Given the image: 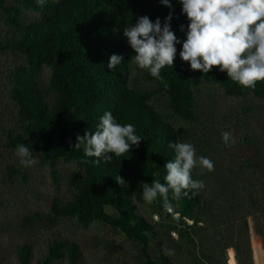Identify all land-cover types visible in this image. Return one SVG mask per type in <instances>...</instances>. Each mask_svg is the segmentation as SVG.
<instances>
[{"label": "trees", "instance_id": "trees-1", "mask_svg": "<svg viewBox=\"0 0 264 264\" xmlns=\"http://www.w3.org/2000/svg\"><path fill=\"white\" fill-rule=\"evenodd\" d=\"M6 1L2 6L4 24L11 32L1 41L0 51H10L18 59L7 71L0 89L10 100V111L17 128L7 130L2 143L13 150L23 143L39 151L44 158L43 165L49 166L54 179L62 160L75 162L79 169L69 180L70 187L75 191L71 200L59 203L54 199L47 216L44 212H28L19 220H12L3 214L2 234L17 231L30 235L38 227L59 217L73 219L84 228L103 223L135 240L145 264H173L171 251L166 255L163 249L167 245L160 242L166 237H162L161 230L137 211V202H144L143 182L151 183L153 179L164 182L163 166L173 158L167 144L169 141H180L176 129L154 106L153 98L157 93L164 92L169 97V106L174 114L193 120L196 105L194 89L201 79L220 84L229 96H241L244 87L228 79L226 72L218 71V66H213L206 74L191 70L188 62L179 58L181 45H177L173 66L161 69L163 82L157 81L145 69L144 78L156 83L155 90L132 87L130 56L134 52L123 36V29L143 15L153 21L160 17L163 21L169 9L159 4V0H45L44 4H39L37 0ZM171 2L174 6L171 27L177 37L183 39L184 33L179 26L186 25L187 20L181 15V5L177 0ZM112 54L121 55L123 60L115 69L109 70L107 62ZM45 66L51 70L49 89L55 95L51 104L46 90L38 81ZM248 89L264 104V81ZM3 111L6 113L7 108ZM105 111H111L121 124H134L143 140L139 147L134 146L124 156L113 155L111 161L101 160L96 165L85 163L82 150L73 147L76 136H83L85 130L94 131ZM245 162L241 169L232 172L244 174V167L248 169L249 165L247 160ZM6 171L10 179L20 177L24 185L33 175L31 167L23 169L6 165ZM221 171L222 168L217 171L219 183L227 189L233 188L231 182L237 183L238 180L231 181L228 179L231 172H226L227 176H224ZM116 174L121 175L127 185H118L114 180ZM192 176L196 179L194 169ZM241 188L249 190L252 203L259 198L257 191L249 186L242 184ZM223 196L220 194L219 200L209 203L199 190L195 195L189 191L188 196L179 199H174L170 191L167 207L162 200L155 201L157 210L161 212L160 222L168 225L167 235L171 231L179 234L180 242L171 243L187 248L188 245L198 244V232L211 229L217 234L218 228L212 221L215 215L228 217L240 198L243 199L235 191L232 195L224 192ZM109 208L114 210L115 215L108 211ZM5 211L0 204V214ZM16 222L17 229L11 226ZM211 243L220 250L229 247L227 242ZM154 245L158 250L156 257L152 253ZM33 253L32 243L18 246V264H31ZM81 255L78 244L52 240L45 256L37 264H53L64 258L69 264H80ZM191 257L195 264H227L226 256L223 260L212 258L211 263L202 258L196 260L195 253ZM229 264H237L236 258Z\"/></svg>", "mask_w": 264, "mask_h": 264}, {"label": "rangeland", "instance_id": "rangeland-1", "mask_svg": "<svg viewBox=\"0 0 264 264\" xmlns=\"http://www.w3.org/2000/svg\"><path fill=\"white\" fill-rule=\"evenodd\" d=\"M6 3V0H0V43L11 32L4 24L2 6ZM17 59L10 51H0V84L6 80L7 71ZM131 67L133 88L150 91L157 88L155 82L145 80V69H139L134 63ZM50 78L51 70L45 66L38 81L47 92L49 104L55 96L49 89ZM194 92L196 105L193 120H185L174 114L169 106V97L164 92L157 93L152 102L176 129L180 141L194 144L198 155H204L214 162L212 171L194 168L196 179L204 183V187L199 189L203 199L211 203L212 200H219L220 194L223 196L225 192L232 195L234 191L240 193L243 199L240 198L228 217L215 215L212 221L218 228L217 234L211 229L198 232V244L188 245L187 248L181 247L185 245L171 243L180 242L179 234L171 231L167 235L168 225L160 222L161 212L154 202H137V211L161 230L162 237H166L160 242H165L166 248L171 251L173 264H195L196 261L193 263L191 257L193 253L197 256L196 260L202 258L209 263L212 258L223 260L226 256L227 264L234 258L237 264H264V104L248 88H243L241 96H229L220 84L202 79ZM9 102V98L0 89V204L6 210L0 214V228L4 227L3 214L12 220H19L28 212H44L47 216L54 199L59 203L71 200L75 191L70 187L69 180L79 169L75 162L62 160L56 168L57 178L54 179L49 166L43 165L41 153L33 150L37 163L31 166L33 175L29 183L24 185L20 177L10 179L6 165H16L23 169L25 167L19 164L15 150L6 148L2 143L7 130L17 128ZM5 108L6 113L3 111ZM225 131L231 133V140L227 145L221 139V133ZM246 160L249 165L248 169L244 167V174L232 172L241 169ZM220 168L224 176H227L226 172H231L228 179L233 182L238 180L237 183L231 182L233 188L227 189L219 183L217 171ZM241 183L257 191L259 198L255 203H252L249 190L241 188ZM108 211L115 215L111 208ZM11 226L18 228L17 222ZM0 231V264H18L17 247L26 242L33 244L31 264H37L45 256L49 241L52 240L78 244L82 254L80 264H145L135 240L103 223L84 228L73 219L59 217L38 227L30 235L19 234L17 231L2 234L3 229ZM214 235L216 237L212 240ZM211 242H227L229 247L220 250ZM152 253L154 257L158 255L156 245L153 246ZM229 256L232 258L229 259ZM53 264H69V261L64 258Z\"/></svg>", "mask_w": 264, "mask_h": 264}, {"label": "clouds", "instance_id": "clouds-1", "mask_svg": "<svg viewBox=\"0 0 264 264\" xmlns=\"http://www.w3.org/2000/svg\"><path fill=\"white\" fill-rule=\"evenodd\" d=\"M37 2L44 4L45 0ZM177 3L187 20L186 25L179 26L183 39L178 38L171 27L174 18L171 0H159V4L169 9L163 21L160 17L153 21L143 15L124 27L123 36L134 52L130 56L132 63L163 82L161 69L173 66L177 45H181L179 58L188 62L191 70L206 74L213 66H218V71L226 72L228 79L244 88H255L257 82L264 81V0H177ZM122 60L121 55L112 54L107 68L115 69ZM221 139L227 145L231 133L222 132ZM142 140L134 124H121L111 111H105L94 131L85 130L83 136L77 134L73 147L82 150L85 163L96 165L101 160L111 161L113 155L124 156L134 146L139 147ZM167 147L172 150L173 158L163 166L164 182L158 179L143 182L142 199L147 204L159 199L167 207L170 191L174 199L188 196L189 191L195 195L204 183L193 178L192 170L196 167L214 169V162L198 155L192 143L175 140L169 141ZM15 154L23 167L37 163L32 148L26 144H19ZM114 180L120 186L127 185L119 174ZM163 251L166 255L170 252L167 248Z\"/></svg>", "mask_w": 264, "mask_h": 264}, {"label": "built area", "instance_id": "built-area-1", "mask_svg": "<svg viewBox=\"0 0 264 264\" xmlns=\"http://www.w3.org/2000/svg\"><path fill=\"white\" fill-rule=\"evenodd\" d=\"M168 211H169V212H172V210H171V209H170V210L168 209ZM175 216H178V215L176 214ZM155 219L157 220L158 218H157V217H155ZM174 235H175V234H174Z\"/></svg>", "mask_w": 264, "mask_h": 264}]
</instances>
